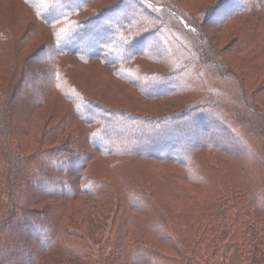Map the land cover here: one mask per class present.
I'll use <instances>...</instances> for the list:
<instances>
[{"label": "trees", "instance_id": "16d2710c", "mask_svg": "<svg viewBox=\"0 0 264 264\" xmlns=\"http://www.w3.org/2000/svg\"><path fill=\"white\" fill-rule=\"evenodd\" d=\"M22 1L33 9L38 21L53 29L54 45L51 44V50L38 48L29 55L19 56L16 71L5 89L0 90V264H264V56L258 63L255 54L259 47L264 46V0H236L234 6L229 5L231 0H217L208 8L201 29L202 24L204 27L205 24L223 26L235 13L244 17L243 26L238 28L241 38L233 39L221 50L211 44L210 36L205 33L201 47L202 43L205 44L208 63L202 60L199 63L191 49L184 50L187 58L172 51L171 48L178 49L186 42L191 45L199 42L190 28L180 27L178 16L169 12V8H157L149 0H114L99 12L87 14L83 20L76 15L84 12L93 0ZM112 11L119 12L120 18H113ZM182 14L188 22L192 20L191 14ZM94 23L101 25V29L91 35L94 45L90 50L91 45L82 41L89 28L95 30ZM20 43L16 42L17 45ZM57 55L98 61L147 98L160 99L179 91L183 93L189 89L188 85L206 88L208 82L204 80L202 67L207 64V71L230 73V79L234 77L237 85L226 83L228 87L222 89L215 82L212 91L206 89L204 92L210 95L211 100H195L178 112L160 116L133 112L136 118L141 115L150 117L147 121L151 123L134 135L137 143L123 151L100 127L89 134L90 123H94L90 118L92 111L79 100L97 101L77 92L80 90L73 84L64 86L66 94L61 93L62 83L57 82ZM242 57L251 72L239 70L238 73L231 67L236 62V68L240 69ZM137 59L160 64L163 68L140 71ZM35 62L42 66L33 67ZM252 65L256 67L255 71L251 69ZM182 72H186L187 77ZM37 73H44L41 76L43 88L37 89L34 86L36 82L30 79L31 76L37 78ZM252 80H260L258 88L250 87L254 83ZM200 82L203 86L199 85ZM49 90L65 100L77 102L76 110L81 115L82 125L89 127L84 135L86 148L81 147L83 133L79 131L76 135V138L80 137L79 141L74 139L69 146L65 142V147L51 151L45 156V161L41 159L43 164L36 167L34 163L40 152L29 157L21 155L15 137L18 130L14 111L18 103L22 104L24 112L30 114L34 107L42 105L44 98L49 96ZM242 94L245 97H241ZM163 123L165 127L155 128ZM67 127L65 121L60 120L54 129L60 136ZM213 128L218 129V134L229 137L230 143L234 144L211 142L208 135L213 133ZM150 130L152 133L148 135ZM167 132L173 134L167 135ZM155 135L156 138L164 136L167 143L174 142L164 148L168 153L174 146L186 151V159L169 157L163 160L157 152L162 150H155L151 142L147 157L176 163L190 180L197 177L199 164L196 156L202 151L215 150L219 155H225L223 164L233 161L228 162L226 170L222 167L226 172L223 175L226 177L227 171L234 170L236 177L222 180L217 197L208 204L207 213L202 215L204 221L198 223L194 231L187 228L179 234L168 235L173 253L127 239L128 216L123 217L125 205L119 203L113 216L116 226L112 223L109 228L114 231L110 255L106 256L100 247L90 252L91 247L78 227L84 219L94 224L102 217L91 218L83 213L79 222L76 219L71 222L82 210L75 202L83 196L100 198L110 193L106 183L86 178L87 165L92 157L90 152H99L100 148L111 154L134 155L146 147L140 142L142 137L151 139ZM177 136L181 137L180 142ZM64 139L67 136L60 141ZM203 170L206 173L204 166ZM200 181H204L203 178ZM64 217L70 219L69 223L64 221ZM163 224L160 220L159 225ZM111 238L109 235L106 239Z\"/></svg>", "mask_w": 264, "mask_h": 264}, {"label": "rangeland", "instance_id": "374dc122", "mask_svg": "<svg viewBox=\"0 0 264 264\" xmlns=\"http://www.w3.org/2000/svg\"><path fill=\"white\" fill-rule=\"evenodd\" d=\"M113 1L93 0L84 12L80 10L81 12L76 15V18L83 20L87 18V14L96 10L99 12ZM216 1L149 0V2H154L157 8H169V12L178 16L177 23L180 27L186 30L190 28L193 31L192 35L195 34L194 37L199 42L198 45L197 43L191 45L189 42H186L184 46L181 44L178 49L174 47L171 49L175 54L186 58L188 55L185 51L191 49L199 63L201 60L203 63H208L206 59L209 56L206 54L207 49H205V44L202 43L203 46L201 47V40L205 37V33L210 36L211 44L217 50L223 49L233 39L241 38V33L238 30L240 26H243L241 23L244 17L241 14V16L236 15V13L231 15L228 17L230 19L223 26H208L204 23L205 27L202 24L203 28L201 29L203 17L207 14L208 8L214 5ZM235 1L231 0L229 5H236L238 0ZM246 1L248 2L249 0ZM182 12L191 14L192 20L188 22ZM112 16L117 19L121 15L119 12L112 11ZM94 27L95 30L89 28L86 37L82 41L84 44L91 45L90 50H92V45H94L91 35L97 33L101 29V25L94 23ZM182 36L187 39L185 35ZM183 37L180 38L184 41ZM17 41H21L20 45L16 44ZM51 44L54 45L53 29L38 21L31 7L26 5L22 0H0V90L5 89L12 73L16 71L15 68L17 67L19 56L29 55L38 48H42V51L46 48L51 50ZM196 45L198 48L197 52L195 49ZM261 49L259 47L255 51V54L258 56V63L263 61L260 59L264 56V46ZM49 54L52 55V52ZM57 56V82L58 84L62 83L60 88L61 93L65 92L66 94L67 90L65 91L64 86L73 84L80 90L77 92H83L88 98L97 101V103H88L79 100L84 107L92 111L90 112L92 113L90 118L94 119V123H90L89 134L100 127V130L106 131L108 138L117 146H121V150L123 151L132 144L137 143L134 135L141 132L142 127L151 123L147 121L150 117L141 115L139 118H136L133 112L149 114L151 116H160L174 111L178 112L186 109L183 107L188 106V104L195 100H197L196 102H205L207 101L206 99L211 100L210 95L204 92L206 89L212 91L215 82L222 89H226L229 83L237 85L234 77L230 79V73L223 72L222 70L207 71L209 66L207 64L202 67L205 79L204 77L202 78L208 82L206 88H194L188 85L189 89L183 93L179 91L173 94V96L160 99L147 98L138 90L133 89L118 79L110 69L98 61L80 60L73 55ZM136 62L139 63L137 66L140 71H143L144 68H149V71L161 70L163 68L162 65L148 63L149 61L145 59H137ZM136 62L132 63V65H135ZM254 65L251 68L253 71L256 70ZM32 66L40 68L42 65L35 62ZM231 67L238 73L239 70L251 72L243 57L240 69L236 68V62ZM182 73L183 76L187 77L188 74L186 72ZM37 74L40 77L31 76L30 79L36 82L34 86L37 89L43 88L41 76H44V73ZM200 75H202L201 72ZM259 81L254 82L252 80L254 83L250 84V87L258 88ZM199 85L203 86V82H200ZM226 93L228 95L229 89ZM48 94L49 96L44 98L42 105L34 107L30 111V114L24 112L22 104L18 103H16L14 111V122L18 130L15 137L17 138L21 155L29 157L40 152V157L35 162L36 164L34 163L36 167L43 164L42 160L45 161V156L50 154L51 151L65 147L66 143L69 146L74 139L79 141L80 137L76 138L79 131L83 133L81 147L86 148L84 135H86V129L87 131L89 130V127H83L81 115L77 114V102L65 100L55 91L49 90ZM241 97L245 96L242 94ZM60 120H64L68 127L62 132L64 134L59 136V134H56L58 130L54 129V126ZM165 123L155 128L165 127ZM186 123H189V121H186ZM151 133L152 130L148 132V135ZM168 134L172 135L173 133L167 132ZM66 136L67 139L61 142L60 139ZM156 137V135L151 139L142 137L140 142L145 143L146 147L143 150L139 149L136 154L130 156H121L119 152L111 154L100 148L99 152H90L92 157L87 165L86 178H92L95 182L96 180L102 181L110 189L109 194H104L100 198L86 195L87 197L83 196L75 202L77 203V207H82V210H80L81 212L78 215L74 216L71 222L74 219L79 222L80 216L83 213H86L91 218L94 216L102 217V220L94 224H89L90 220L84 219L82 225L78 227L86 237L85 242L91 247L90 252L93 253L94 250L100 247L106 256L110 255L113 243L110 241H114V231L109 228L112 226V223L116 226L117 221H113V216L119 203V205H125L123 217L128 216L126 220L128 225L127 239L132 242H143L144 245L153 246L162 252L173 253L169 247L168 235L170 236L172 233L174 235L175 233L179 234L181 230L187 228H191L194 231L198 223L202 224L204 221L202 215L207 213L205 211L208 209V204L217 197L222 180H226L225 178L231 176L236 177L234 170L227 171L226 177L223 175L226 173L224 169H227L228 162L230 164L233 161L230 160L226 164H223L225 160L223 156L225 155H219L215 150L209 152L202 151L196 156V162L199 164L197 168L198 173L196 178L190 180L187 178L186 172L176 163L147 157L146 151L148 148L151 149V142L155 150H162L157 152H160L159 154L163 157V160L169 157L186 159L187 152L180 150L176 146L169 153L164 149L174 144L173 141L167 143L164 136L161 137L159 135L158 138ZM208 137L211 139V142L214 140L221 145L234 144L230 143L231 140L226 135L218 134V129L215 128H213V133L209 134ZM179 138L181 137L177 136L178 142H180ZM167 154L173 155L168 156ZM203 166L206 169V173H204ZM189 176L192 178L190 173ZM201 178L204 181H200ZM97 183V186H99V182ZM101 188L103 189L104 187ZM50 201L49 199V203ZM177 213L179 215L178 218L176 217ZM64 219L66 223H69L70 219L66 217ZM160 220L165 225L160 226ZM109 235L113 238L106 239ZM85 242L84 244H86ZM80 247L82 248V245Z\"/></svg>", "mask_w": 264, "mask_h": 264}]
</instances>
